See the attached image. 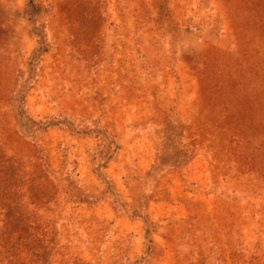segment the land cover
I'll list each match as a JSON object with an SVG mask.
<instances>
[{
    "label": "rangeland",
    "instance_id": "1",
    "mask_svg": "<svg viewBox=\"0 0 264 264\" xmlns=\"http://www.w3.org/2000/svg\"><path fill=\"white\" fill-rule=\"evenodd\" d=\"M0 264H264V0H0Z\"/></svg>",
    "mask_w": 264,
    "mask_h": 264
}]
</instances>
